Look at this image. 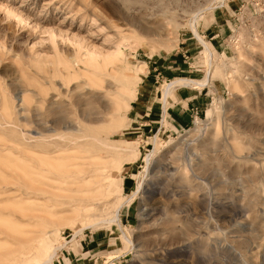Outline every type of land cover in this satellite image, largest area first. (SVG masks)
I'll return each instance as SVG.
<instances>
[{"label": "rangeland", "instance_id": "374dc122", "mask_svg": "<svg viewBox=\"0 0 264 264\" xmlns=\"http://www.w3.org/2000/svg\"><path fill=\"white\" fill-rule=\"evenodd\" d=\"M52 248L264 264V0H0V264Z\"/></svg>", "mask_w": 264, "mask_h": 264}, {"label": "bare ground", "instance_id": "6f19581e", "mask_svg": "<svg viewBox=\"0 0 264 264\" xmlns=\"http://www.w3.org/2000/svg\"><path fill=\"white\" fill-rule=\"evenodd\" d=\"M196 36H197V34H196ZM117 52V51H116ZM209 59V58H208ZM102 60V59H101ZM114 60H119V62L121 61L122 62V59L120 58V56L118 55V56H116V58L114 59ZM104 62V61H103ZM111 62H113V59L111 60V59H109L107 62H106V64H108V63H111ZM125 68H126V65H125ZM137 70L138 71H140V68L138 67L137 68ZM126 74V73H125ZM129 74V73H128ZM127 76V75H126ZM186 85H188L187 83H186V81H178V82H175V83H172V84H168V85H166L165 86V90H164V95H163V99H166L170 94H171V92L173 91V89H174V87H178V86H186ZM91 135V134H90ZM90 135H88L87 137L89 138V139H92L93 141H95V142H97V143H99V144H101L102 146H104L105 148H107V149H110V150H115L116 148L115 147H110V146H107V145H105L104 143H102L101 142V140L100 139H98V138H96V137H94V136H90ZM103 149V148H102ZM106 150V149H105ZM133 153V152H132ZM140 188V186H138L137 187V190ZM116 221V218H114V219H112L111 221H107V223L108 222H115ZM103 222V221H102ZM106 222V221H105ZM104 223V222H103ZM92 226V225H91ZM82 229H84V228H82ZM82 229H80L79 231H77V232H75V234H77L78 232H80ZM56 248H52V249H50L49 250V252L47 253V255H46V258L42 261V263L41 264H49L50 262H51V260L54 258V256H55V254H56Z\"/></svg>", "mask_w": 264, "mask_h": 264}, {"label": "crops", "instance_id": "0c3cea01", "mask_svg": "<svg viewBox=\"0 0 264 264\" xmlns=\"http://www.w3.org/2000/svg\"><path fill=\"white\" fill-rule=\"evenodd\" d=\"M165 102V101H164Z\"/></svg>", "mask_w": 264, "mask_h": 264}]
</instances>
